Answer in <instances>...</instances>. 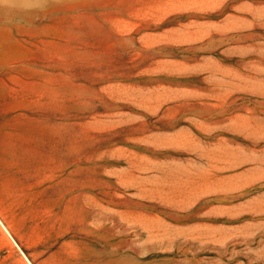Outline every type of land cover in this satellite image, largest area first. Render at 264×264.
<instances>
[{"label": "rangeland", "instance_id": "rangeland-1", "mask_svg": "<svg viewBox=\"0 0 264 264\" xmlns=\"http://www.w3.org/2000/svg\"><path fill=\"white\" fill-rule=\"evenodd\" d=\"M0 220V264H264V0H0Z\"/></svg>", "mask_w": 264, "mask_h": 264}, {"label": "bare ground", "instance_id": "bare-ground-1", "mask_svg": "<svg viewBox=\"0 0 264 264\" xmlns=\"http://www.w3.org/2000/svg\"><path fill=\"white\" fill-rule=\"evenodd\" d=\"M1 221V220H0ZM2 222V221H1ZM6 229V228H5ZM23 255H24V253H23ZM24 257H26V260H28V263L29 264H33L32 262H31V260L28 258V256L27 255H25Z\"/></svg>", "mask_w": 264, "mask_h": 264}]
</instances>
